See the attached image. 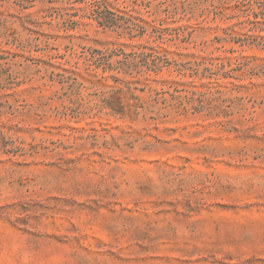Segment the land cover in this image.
I'll use <instances>...</instances> for the list:
<instances>
[{
    "label": "rangeland",
    "instance_id": "1",
    "mask_svg": "<svg viewBox=\"0 0 264 264\" xmlns=\"http://www.w3.org/2000/svg\"><path fill=\"white\" fill-rule=\"evenodd\" d=\"M19 1L30 7L0 2V264H264V23L247 22L264 0L192 5L168 24L183 33L156 42L86 19L58 32V50L24 14L81 5ZM249 35L260 44L240 45ZM151 48L173 61L157 75L103 73L84 57ZM63 69L74 86L53 76ZM126 84L145 87L132 90L145 104L211 93L200 112L134 118Z\"/></svg>",
    "mask_w": 264,
    "mask_h": 264
},
{
    "label": "trees",
    "instance_id": "2",
    "mask_svg": "<svg viewBox=\"0 0 264 264\" xmlns=\"http://www.w3.org/2000/svg\"><path fill=\"white\" fill-rule=\"evenodd\" d=\"M12 1L14 4H18L21 9H27L30 6L24 5L19 0H0V2H10ZM209 0H132V3L127 4L124 6L125 10H113L109 7V4L106 0H66L64 3L62 2V6L65 4H80V9L83 11L82 14L79 11H69L66 7H63L62 10H57L56 7L49 6L46 12L42 15L33 16L32 12L26 13L23 16V23L24 29L34 30L38 33H41L45 36L39 42L44 41L46 48L48 50H58L59 45L57 44V39L59 38L58 32L63 30L67 32L69 30H76L81 25H88L89 22H83L84 20H91L94 21L98 27L106 30L116 31L119 35H128L129 38L134 37H144L147 36L146 42L151 40L152 42L156 41H163V40H174L178 37L179 32L183 33L184 28L182 26L176 27H169V23H175L185 19V15L187 12H193L192 5L200 7L203 5L204 2ZM216 1V0H215ZM222 1L221 3H225L226 0H217ZM49 2H58V0H52ZM214 3V0H211ZM180 3V5H178ZM137 6H143L147 8V11L153 17L150 20L143 19L136 15L139 13L137 11ZM130 7V8H128ZM58 11L54 13L50 9H54ZM202 10L205 11V8L200 7ZM161 13L163 15H161ZM204 12L201 13L200 16H203ZM212 18V20L216 21L217 17ZM193 15L187 18L188 21L191 20ZM220 20L222 17H219ZM206 17H202V21L205 20ZM201 21V22H202ZM198 22V23H201ZM244 20L239 21V23H244ZM248 23H252L253 26L249 30H255L256 25L259 23H264V12L255 13L253 20H248ZM47 24L48 27L46 29L43 28V25ZM230 27H234L231 25ZM229 27V28H230ZM233 31V29H232ZM229 32L232 34L233 32ZM228 33V32H227ZM176 35V36H175ZM170 36V37H168ZM53 39L55 42L51 41ZM252 39V42H257V38L255 35L247 36L241 40L240 45L246 44V40ZM234 42L239 41V39H231ZM252 43V44H253ZM256 44V43H255ZM146 46H143L145 48ZM72 46L66 45V51L72 49ZM66 54L56 55L53 57H61L63 58ZM116 56L120 57L116 59V64H113L111 59ZM86 61H88V67L93 66V69H101L103 73L106 72H115L121 73L128 76H132V74H142L145 72H153L154 74L160 73L164 67H169L173 61L169 60L166 53H160L157 49H152L151 51L142 50L140 52H130L126 53L122 49L117 50H100L94 49L90 52L89 55H84ZM174 64L177 65L176 62ZM68 70L63 69L62 73L53 74L59 76L60 82H70V86H74L77 82V77L74 75L75 73L72 71V74L67 75L66 72ZM127 91L130 92V99L134 100L135 103L131 106L132 109V116L134 118H138L142 116L146 119L148 114L149 118L152 119H160L162 117H166L171 113L175 114H182L187 113L189 110L193 112H200L206 108L205 101L202 99L203 97H207L211 91L202 92L199 95L198 99H195L193 95L186 97V101L177 100L176 103H168L167 100L162 98L160 99L157 95L159 94L156 92V96L150 98V102L145 104L144 102L140 101V97L138 95H134V91L132 90H139L145 91V87H131L130 85L126 84ZM119 92L118 90L114 92ZM195 94V93H193ZM117 105H120V97H116ZM197 101L195 105L194 102ZM162 103V105H159ZM105 105L109 108H113L108 101L105 102ZM113 110H115L113 108ZM116 114H120L121 117L125 116L123 111L115 110Z\"/></svg>",
    "mask_w": 264,
    "mask_h": 264
}]
</instances>
